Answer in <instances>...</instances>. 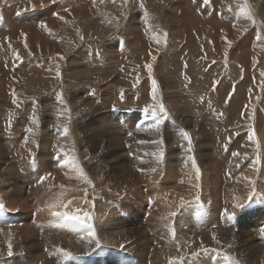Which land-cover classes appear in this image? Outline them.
Masks as SVG:
<instances>
[{"label":"rangeland","instance_id":"obj_1","mask_svg":"<svg viewBox=\"0 0 264 264\" xmlns=\"http://www.w3.org/2000/svg\"><path fill=\"white\" fill-rule=\"evenodd\" d=\"M102 1L103 4L100 5V7L117 5L124 3V1L127 2L125 10L128 14L130 9L133 8L131 10L135 11L133 12L134 21L131 23L132 21L127 20L123 16V24L131 23V26H136L138 22L140 23V20H149L150 17L152 21L155 20L156 15L150 10L154 7H157V10H159L162 15H165V17L169 14L168 19L166 17V26L164 25V29L159 36L162 38L161 47L166 45V50L163 51L164 54H162V52L159 54L160 56H156V61L152 62L154 67H150L153 72L147 76H151L153 81H159L160 76L156 74L155 69L156 67L161 69V73L163 71V76L167 75L173 83L178 85L177 90L173 88V90L165 91L166 93L170 91L169 95L171 101L163 97V102H176L175 100L177 99L175 98H178L180 101L177 100V104L172 106L175 110L170 108V111L167 113V119H165L166 123L164 122L165 124L163 123L160 126L159 132L151 128L149 125L154 123V120L151 118L153 111L161 117H163V115L161 112L158 113V111H156L155 106L153 107L148 99L145 100V98L149 97H145V92L141 90L140 86L137 87L138 89H135V87L126 88L119 83L116 84L111 81L107 86L111 84L112 88L106 91L104 95H101L97 92V87H93L95 84L93 85L92 82L87 80L84 82L85 76L94 78L96 74H99L96 70H93L95 68L98 70V66H100V68L107 67L110 69L112 68V70L115 69L113 79L115 80L118 77L123 80L125 77L124 73L139 68L143 69L144 60L134 63L136 59L135 57H131L129 51L123 53L127 48V44L125 46L124 36H120L121 38L119 37L117 40H121L116 43L115 41L117 40L111 39V37L108 39L106 37L102 39L86 40L81 42V46H77L76 48V50L82 51L81 54L74 50L73 53H70L72 56L66 55L61 57H64L63 62L65 67H68L69 63H71L68 61L71 60V57H77L79 59L81 63L79 65L80 69H82V65L89 66V63H93L94 66L96 64L94 68L92 65H90V67L85 66L86 68L92 69V71L86 73L85 76L71 73L67 77L71 83L81 80L78 85H76L77 89H80L78 91L80 96L78 95L77 97L83 98V95L86 94V92H84L86 89L90 99L92 98V101L94 100L93 103L98 102V105L95 106V103L92 109H88L87 111H89V113H87L86 110L83 112H74L73 114L67 113V115L70 114L74 116V118L77 116V119L75 118L76 127L72 135L71 133L73 131L67 130L71 133L65 132V129H67L66 126L48 123L49 125L44 127V138L38 141V144H35V139H33L32 135L39 123L38 119L41 117L39 114L40 112H38L40 107L47 108L49 118L54 117L52 121L57 118L55 115L61 117L58 120L59 122L64 119L61 116L63 111H60L56 103L57 91L52 90L49 93L46 92L47 95L37 96L40 93L36 90L41 86H35L31 89L30 87L26 89L25 86L23 88L26 89V91H16V94V92L11 89L12 87H7L6 79L8 81L9 77L14 73L26 69H34L35 74L46 73L44 70L45 68L42 67L43 64L47 63L46 60L48 61L50 57L34 56L29 58L34 54L31 53V55H29L21 52L25 47L24 43L16 44L17 51H14L12 47L8 50L4 40L12 34L13 30L20 32L22 29L21 27L10 24L9 20L20 21L26 17L29 18V20L33 17L37 18V20L46 19L48 17L49 19H54L58 17V14L47 13H51L58 9L63 10V4H70L68 3L70 1L0 0V70L6 74V76H4L0 71V88H2V92H0V126H6L4 129L0 130V134H4L2 137L10 134L5 136L3 140L6 146L12 145V148H14L23 143L26 145V149H28L27 145L29 144L25 141L29 139H31L33 145V150H27L24 157L15 162L9 161L10 169L6 171L5 177L2 176L4 180L0 182V184L5 186L4 194L0 190L3 197H0V204L4 205V211L0 213V230L6 234V231L9 229L8 231L10 232L8 233H10V235L7 233L8 236L14 235V242L11 241V243H9L11 246L9 244L7 245L5 241L4 244L0 245V264H264V187L261 188V184H264V61L261 63H256L255 61L251 70H248V65H243L233 60L231 56L233 52L231 51L233 49L232 46L228 54L223 55L222 53V55H218V51L217 49L215 50V46L208 35H204L203 38H200L199 42L197 41L199 43L198 48H188L186 47L187 43H184L181 38L182 35L174 30L176 26L172 25H176L174 23L175 20L184 21L185 16H182L184 19L181 17L182 8L184 10L186 9V11L188 9L187 12L191 11L193 14H190L191 17L196 16L200 18L199 21H205L209 24L211 23V25L217 20L231 24L244 19L245 15L240 12V7L243 6L244 2L246 6H251L253 3L264 5V0H222V4L218 2L219 8L216 7L214 0H209L207 4H205V0ZM60 3L62 4L61 7L58 6ZM38 5H40L41 9ZM51 6L53 10H51ZM68 6L71 5H66L65 7ZM121 7L122 5L118 6L119 9H121ZM160 7L162 8L161 10ZM49 8L51 12L48 11ZM75 8L84 7L77 6ZM173 8H176L174 9L175 11H173V13H168V11L170 12ZM177 9L178 13L176 11ZM193 9L199 10L200 15L195 14ZM250 9L253 12V6H251ZM43 11H45V14H43ZM226 14L229 15L228 18ZM143 15L145 16L144 19L142 18ZM157 16L158 18L160 17L159 14H157ZM190 16H186V19ZM19 17L23 18L15 20ZM261 17L264 18V15ZM253 21H255V23H253ZM35 23H31L32 28L38 32H42L41 23L38 25V28ZM255 25L256 27L258 26L257 20L253 17L248 28H246L244 32L245 35H241L238 43L234 44L235 52L240 53L242 50H250V47L253 46L254 38L256 34H258ZM101 26L106 27L104 23H102ZM25 28L26 26H23V29ZM97 28L98 25L96 26V29ZM93 29H95V27ZM249 32L253 35L252 39H248ZM87 34L88 33L84 35ZM92 37L94 38V36ZM107 40H109V42ZM112 40H114V43H112ZM6 41H8V39H6ZM102 41L105 42L104 47L103 44H100ZM171 42H173L172 46ZM91 45L96 46L92 47ZM109 47L111 50L114 49L111 51V53L115 52L114 54H111L109 50H106L107 52L105 51V49ZM161 47L158 48V50H160ZM88 48L89 51L86 50ZM221 49H223L222 46ZM83 50H85V52ZM99 50H104L105 53L103 51L102 54ZM214 50L217 53H215ZM27 52L30 53L29 50H27ZM87 52L89 55L86 54ZM116 52L117 55L115 56ZM75 53L79 55L75 56ZM107 53H110L109 55H114V57L110 59ZM94 54L97 55L94 56ZM125 54H129L130 56L128 55V57H126ZM100 55L101 57H99ZM86 56L91 57L88 59ZM105 57H107V59ZM128 59L130 60V64H125L128 62ZM111 61L117 64L114 63V65H111V63L110 66L109 63ZM82 62L85 64H82ZM124 65L126 66L124 67ZM173 67H179L178 70H174L177 76L179 75V82H176L170 76L169 69H173ZM75 69L76 71H81L80 69ZM117 71L118 75H115ZM252 71L256 73L263 71V80L260 79L258 84L250 87L249 81L254 74H249V72ZM138 74V72H133L129 77L134 80ZM153 74H155V76ZM77 76L81 77L77 78ZM145 78H148L150 82L149 77ZM145 78L143 77V79ZM15 79L21 81L18 78ZM29 79H31V77L27 80ZM94 79L98 80V78ZM119 79L117 81H122ZM22 82L27 85L31 84L32 80L28 82L22 80L21 83ZM97 86L99 87V84ZM84 87L85 89H83ZM226 88L228 90H226ZM257 88L259 92L256 91ZM112 90L116 91L114 92ZM248 90L252 92H248L245 95L242 94ZM22 94L27 97H25L26 101L19 97V95ZM75 94L74 89L72 95L75 96ZM109 95L111 97H109ZM118 95L120 97H118ZM106 96L108 97L105 98ZM77 97H75L76 99L74 98V100L80 101ZM237 97H241L243 100L238 99V101L236 100ZM104 98L105 100L108 98L110 99L105 101ZM231 100H233V102ZM36 101L38 103H35ZM41 101H44V104ZM101 102L103 103V105H101L102 107L100 106ZM21 103H23V107ZM181 103H183L182 105H184V103H189L190 105L195 104L191 106L194 114L192 110H190V107H187V109H178ZM198 103L201 105L204 104L205 106L208 105L209 108L206 107L205 109V107L202 106L201 108ZM17 104L19 105L16 106ZM233 104L237 105V108L238 106L240 108L237 110L236 125L230 128L227 122H229L228 116L230 113L231 116L233 115ZM5 105L6 107H4ZM48 105L52 106L50 107ZM196 105L200 107L199 110H203L198 111V106L196 108ZM32 106H34V108ZM99 106L101 109H98ZM104 106L106 109L103 108ZM227 106L230 107V112ZM59 107L62 108L61 105ZM195 110H197V112ZM72 111L73 110H69V112ZM93 111H96L97 114ZM178 111L187 112L184 114L185 116H188L187 114L189 111L191 112V115L188 117H192L194 123H198V130L200 131H198V134L194 131V127H190L187 123L182 124L179 119L180 113ZM13 112H16V115ZM64 112L66 113L67 110L65 111L64 109ZM7 114L9 117H7ZM3 115H5V117ZM140 121H144V123L141 124ZM206 121L208 122L206 123ZM41 124L45 126V123L41 122ZM226 125L228 127H226ZM30 126H32V128L35 127V129H31ZM191 128H193L192 131ZM6 129L8 130L7 134H5ZM186 132L187 134L189 133V137L184 135ZM212 132L214 135L210 134ZM146 134L149 137L146 136ZM65 135L71 140L68 147L77 148L76 150L80 153L82 159H85L87 155L90 156L91 162L89 165L84 163L85 169L82 165L75 166L76 161L69 156V151L60 147V145L68 143V140L63 138ZM190 135H192L193 138ZM183 138L187 142H184ZM188 138L189 140L191 138V143ZM124 139L125 141L127 139V141L125 142ZM133 140H138V142H132ZM74 141L76 144H74ZM120 141L121 143H119ZM123 144H125V146ZM4 145L0 143V163H4L1 160L4 156L6 159L7 153L11 152L6 150V146ZM122 145L125 148H123ZM158 145H161V147ZM162 146L164 148H162ZM159 148L160 150H157ZM159 151L161 153L164 151V156L161 157ZM181 154L184 156H179ZM187 154L190 158L185 156ZM192 154H194L193 158ZM194 157L196 159H194ZM165 160H167V162L163 164ZM154 162H156L155 165ZM228 162V166L223 165ZM152 165L154 167H152ZM191 165L195 166L194 171H196L195 173L192 172L193 176L191 172H189ZM248 166L251 169L248 168ZM187 168L189 170H187ZM247 168L249 170H247ZM110 170L112 172H110ZM186 170L188 171V176H192L191 178L195 177L196 173L198 176L189 180V183L187 182L189 186H187V184L182 185ZM72 171H76L81 177L89 181L96 180V178L98 179V177L106 175V177L108 176V178L112 179L116 184L122 185L120 190H122L123 187L126 188V190H124L126 193L123 192L125 197L118 199V201H120L118 209L107 210L104 216H98L97 213H99V209H97L98 211H92L90 213L89 216L91 220H87V223L92 225L91 229L84 226L78 228L61 226L62 217L54 215V213L62 214L67 212L71 214L69 211L70 207L68 206L64 210H54L55 212H51L47 205L43 207V202L47 204L51 196L62 188V185L55 182L48 184V180L53 175L57 174L58 176H63ZM86 173L91 175L89 176ZM243 173L246 175H243ZM242 175L245 178L247 176L248 179L252 178L253 180L247 183L243 180L244 178ZM32 176H35L33 180L39 181L42 184L36 185L30 182L32 181ZM259 178H261L262 182L258 180ZM259 181L261 184L258 183ZM191 182V186L196 185L198 187L199 185L201 189L204 182H206L209 187L204 183L207 187L206 188L203 184L206 190H201L199 187L193 188L190 187ZM193 182L196 184H193ZM255 182H257V186ZM236 183H238L237 185L239 187L235 186ZM43 184L45 187H43ZM228 188H231L232 192H230L231 190L228 191ZM75 190V186L71 187L72 192ZM34 192H38V194H34ZM196 192L199 195L196 194ZM30 194L34 198L36 204H34L33 201V204L28 203V207H20L19 204H17L12 208L8 205L11 200H16L20 196L28 198ZM181 194H183L184 197ZM241 194H243V199L244 197L246 198V196L247 199L242 201ZM172 195L176 196L173 197ZM197 195L198 197H196ZM5 196H7L8 199H6ZM211 196L213 197L211 198ZM175 197L176 199L174 200ZM189 197L194 198L190 200ZM116 198L105 199L115 200ZM210 198L211 200H209ZM175 202L176 204L178 203V207L177 205L176 207L173 205ZM82 206L84 207V205ZM225 210L227 211L225 212ZM42 212L48 215H44ZM48 216L49 218H47ZM211 231L212 233L209 234ZM90 232H94V235H90ZM3 233L0 232L1 236L4 235ZM103 233L105 234L103 235ZM110 233L113 234L110 235ZM194 237L196 239H193ZM99 238H101V240ZM196 244L198 245L197 248ZM216 246L219 249H217ZM199 247L201 249H199ZM61 249L63 251H61ZM65 253H71L72 255L68 257L65 256ZM225 257H227V260Z\"/></svg>","mask_w":264,"mask_h":264},{"label":"bare ground","instance_id":"obj_2","mask_svg":"<svg viewBox=\"0 0 264 264\" xmlns=\"http://www.w3.org/2000/svg\"><path fill=\"white\" fill-rule=\"evenodd\" d=\"M70 2H68V3H70V4H63V10H61V9H58V10H55V8H54V10L55 11H53V12H51V10H53V8H52V6H51V10H50V8H49V12H51V13H47V14H58L57 16V18H54V19H49V17L48 18H46V19H41V20H37V18H35V17H33V18H31L30 20H29V18H24V19H22L23 17H19V18H17V19H15V20H19V19H22V20H20V21H13V20H9V22H10V24H12V25H15V26H17V27H21L22 29H21V31L20 32H17V31H14L13 30V32H12V34L10 35V36H8L6 39H8V41H6V39L4 40V43H5V45L8 47V50H9V48L10 47H12V50H14V51H17V45L16 44H20V43H24L25 44V47L21 50V52L22 53H24V54H29V55H31V53H33L34 55L33 56H30L29 58H32V57H34V56H36V57H50V59L47 61L46 60V62L47 63H45V64H43V67L42 68H45L44 70H45V72L46 73H39V74H35L34 73V69H26V70H23V71H18V72H16V73H14L11 77H9V79H8V81H7V79H6V84H7V87H12L11 89L13 90V91H26V89L27 88H29L30 87V89L31 88H33V87H35V86H41V87H39L36 91L38 92V93H40L39 95H37V96H43L44 94L45 95H47L46 94V92L47 93H49L50 91H52V90H55V91H57V93H56V95H57V100H56V103H57V105H58V108L60 109V111L62 110L63 111V113L61 114V116L64 118L63 120H61L60 122L58 121L61 117H59L58 115H55L57 118H55L54 119V121H52V119L54 118H49V114L47 113V108L45 109L44 107L43 108H41L40 107V105H39V111L38 112H40L39 114L41 115V117H39V119H38V121H39V123L37 124V126H36V130L34 131V133H33V139H35V141H34V143L35 144H38L39 142L38 141H40L41 139H43L44 138V127H47L49 124H54V125H58V124H61L62 126H66L67 127V130H70V131H73L74 129H75V127H76V124H75V120L77 119L76 117V114H75V118H74V116H71L70 114L69 115H67V113H74V112H83L84 110H88V109H92L93 107H94V105H95V103H93V101H92V98L90 99V97H89V95L87 94V91H86V89H85V87L83 88V89H85V91L84 92H86V94L85 95H83V98L82 97H77L78 95H79V90L77 89V87H76V85H78V83H79V81H81V80H79V81H75L74 83H71V81L69 82V79H68V75L69 74H71V73H76V74H80L81 76H85L86 75V73H88L89 71H92V69H89V68H86L85 66H87V65H85V66H83L82 65V69H80L79 68V65L81 64L80 63V61H79V59L77 58V57H75V58H73V57H71L70 59L71 60H68V61H70L71 63H69V66L68 67H65V65H64V57H61V56H66V55H69V56H72V55H70V53H73L74 52V50L75 51H78V49L76 50V48H77V46H81L80 45V43L81 42H83V41H86V40H92V39H102V38H106L107 37V39L109 38V37H111V39H118L120 36L122 37V36H124L125 37V40H124V42H125V46H126V44H127V48H129V49H127L126 48V50L125 51H123V53L125 52H127V51H129V53H130V55H131V57L132 58H134L135 57V61H134V63H137L138 61H143L144 60V68L142 69V68H139V69H136V70H130L128 73H124V79L122 80V78H118L117 77V79H113L114 77H113V75H114V70H112V68L110 69V68H100V66H98L99 68H98V70L95 68V69H93V70H96L99 74H96L95 76H94V78H98V80L97 79H94V78H92V77H87V76H85V80H84V82L87 80V81H89V82H92L93 83V87H97V92L99 93V94H101V95H104L105 94V92L106 91H108L109 89H111L112 88V86H111V84L109 85V86H107V84H109V82H111V81H113V82H115L116 84H121V85H123L124 87H126V88H131V87H135V89L138 87V86H140L141 87V90H143L144 92H145V97H149V98H145V100L146 99H148V101L150 102V104L154 107L155 106V109H156V111H158V113H160V105L161 104H163V106H164V109H165V111L168 113L169 111H170V108L171 109H173L172 108V106H174L175 104H177V102L178 101H180V100H178V98H175V99H177V100H175L176 102H169V101H171V97H170V91L169 92H165V91H167V90H173V88L175 89L176 88V90H177V88H178V85L177 84H175V83H173L170 79H169V77L166 75V76H163V71H162V73H161V69H159V68H157L156 67V69H155V72H156V74L158 75V76H160V80L158 81V80H155V81H153L152 80V78H151V76H147V75H149L151 72H153L149 67H147L148 65H150V66H153L152 65V62H154V61H156V56H160L159 54H161L163 51H165L166 50V45H165V43H164V41H163V43H164V45L165 46H163V47H161V39L162 38H160L159 36H160V34H161V31L164 29V25H165V21H167V19H168V16H169V14L168 15H166V17H167V19H166V17H165V15H162V13L159 11V10H157V7H154L153 9L151 8L150 10H152L154 13H155V15H156V19L155 20H153L152 21V19H151V17H150V19L149 20H140V23L138 22V24L136 25V26H131L132 24L131 23H133V21H134V19H133V12H135V11H133V10H131V9H133V8H131L130 9V12L127 14V11L125 10L126 9V6H127V2H125L124 1V3H120V4H117V5H106V6H103V7H100V5H102L103 4V1L102 0H69ZM128 1V0H127ZM215 1V4H216V7H218L219 8V4H222V0H214ZM41 2V1H40ZM60 2V1H59ZM122 2V1H121ZM131 2V1H130ZM218 2H219V4H218ZM63 3V2H62ZM73 4V5H72ZM133 4V3H132ZM131 4V5H132ZM244 4H245V2H244ZM243 4V6H245L246 8H247V10H248V12L250 13V15H251V17L253 16L254 17V19H256L257 20V24H258V26L256 27V25H255V27L257 28L256 30L258 31V34H256V37L254 38V44H253V46L252 47H250V50H242L240 53H237V52H235V46H234V44H237L238 43V41L240 40V36L242 35L243 36V34H244V32L246 31V28H248V25H249V23L251 22V20L252 19H249V18H247L246 16H244V19L243 20H240V21H236V22H234V23H231V24H229V23H226V22H220V21H216V22H213L212 23V25H211V23L209 24V23H207V22H205V21H199V19L200 18H198V17H196V16H194V17H191L190 16V14H192V12L190 11V12H187L188 11V9H187V11H186V9L184 10L183 8H182V15H181V17L183 16H185V19H186V16H190V17H188V19H186V21H185V19L182 17V19H184V21H177V20H175L174 21V23L176 24V25H174V24H172L173 26H176L175 28L176 29H174L176 32H178L179 34H181L182 35V40L184 41V43L186 42L187 43V45H186V47H188V48H198V46H199V40H200V38H203L204 37V35H208L209 36V38L211 39V41L213 42V44H214V46H215V50L217 49V51H218V55H222V53H223V55H225V54H228V52H230L229 50H231L232 48H231V46L233 47V49L231 50V51H233L232 53H231V56H232V58H233V60H235V61H237V62H240L241 64H243V65H248V70H251V68L253 67V65H254V62L256 61V63H261L262 61H264V18H262L261 16H263L264 15V5H259L258 3H253L251 6H253V12L251 11V9H250V7L251 6H246V5H244ZM41 5V4H40ZM40 5H38L39 7H40ZM61 3H60V5H58V6H60L61 7ZM66 5H71V6H68V7H65ZM119 5H122V7H121V9H119L118 8V6ZM133 5H135V4H133ZM47 6H48V4H47ZM46 6V7H47ZM77 6H83L84 8H75V7H77ZM129 6V5H128ZM43 7V6H42ZM59 7V8H60ZM67 8V9H65V8ZM69 7H71V8H69ZM44 8V7H43ZM43 8H42V10H43ZM129 8V7H128ZM200 8V7H199ZM198 8V9H199ZM37 9V8H36ZM40 9H41V7H40ZM162 8L160 7V10H161ZM174 9H176V8H173L170 12L168 11V13H173V11H175ZM178 9H180V8H178ZM178 9L176 10L177 11V13H178ZM197 9V8H196ZM216 9V8H215ZM39 10V9H38ZM135 10V9H134ZM164 10V9H163ZM170 10V9H169ZM184 10V11H183ZM194 10V9H193ZM202 10V9H201ZM95 11V12H94ZM203 11H205V10H203ZM202 11V12H203ZM41 13V12H40ZM159 14V18H158V16H157V14ZM166 13V12H165ZM164 13V14H165ZM180 13V12H179ZM194 13L195 14H198V15H200V12H199V10H194ZM42 14V13H41ZM43 14H45V11H43ZM209 14H211V13H209ZM193 15V14H192ZM12 16H14V15H12ZM42 16V15H41ZM123 16L127 19V20H129V21H132L130 24H123V22H124V18H123ZM210 16V15H209ZM228 16L229 15H227L226 14V17L228 18ZM38 17V16H37ZM252 17V18H253ZM142 18L144 19L145 18V16L143 15L142 16ZM24 20H27V21H24ZM29 20V21H28ZM250 20V21H249ZM36 22V23H35ZM77 22H80V23H77ZM210 22V21H209ZM212 22V21H211ZM33 23H35V25H37L36 27L38 28V25L40 24L41 25V29H42V32H38L37 30H35L34 28H32V24ZM102 23H104L105 24V26L106 27H103V26H101V24ZM123 25H122V24ZM134 23H136V22H134ZM121 24V25H120ZM252 24V23H251ZM98 25V28L96 29V26ZM23 26H26V28L25 29H23ZM166 26V25H165ZM95 27V29H93ZM252 30H253V28H252ZM5 32V31H4ZM86 33H88L87 35H84V34H86ZM48 35V36H47ZM245 35V34H244ZM92 36H94V38L92 37ZM248 36H249V38L248 39H252V37H253V35H252V33H250L249 32V34H248ZM262 36H263V38H262ZM120 37V38H121ZM259 37V38H258ZM86 38H88V39H86ZM26 39V40H25ZM123 39V38H122ZM121 40V39H120ZM120 40H117V41H115V43L116 42H118V41H120ZM108 42H109V40H107ZM111 41V40H110ZM113 42L112 43H114V40H112ZM157 41H159V42H157ZM198 41V42H197ZM94 42V41H93ZM95 43H97V42H95ZM105 42H103L102 41V43L100 42V44H103V47H104V44ZM162 43V44H163ZM92 44V43H91ZM94 44V43H93ZM100 44H99V46H100ZM167 44V43H166ZM201 44V43H200ZM98 45V44H97ZM173 45V42H171V46ZM92 47H94V46H96V45H91ZM91 46H90V48H91ZM221 46H222V48L224 49H221ZM85 47V46H84ZM161 47V49L160 50H158V48H160ZM82 48H83V46H82ZM110 48V47H109ZM105 49V51L106 50H109L110 51V53H111V51L112 50H114V49H112L111 50V48L110 49ZM11 49V48H10ZM84 49V48H83ZM98 49V48H97ZM96 49V50H97ZM27 50H29L30 51V53L29 52H27ZM86 50H88L89 51V48L88 49H86ZM94 50V49H93ZM214 50V51H215ZM84 52H85V50H83ZM102 54H103V51L102 50H99ZM105 51H104V53H105ZM78 52H80V51H78ZM82 52V51H81ZM81 52H80V54H81ZM97 52V51H96ZM107 52V51H106ZM114 52V51H113ZM91 53V52H90ZM109 53V54H110ZM115 53V52H114ZM114 53H111V54H114ZM215 53H217L216 51H215ZM13 54V53H12ZM18 54V53H17ZM86 54H88V52L86 53ZM85 54V55H86ZM92 54V53H91ZM90 54V55H91ZM98 54V53H97ZM97 54H94V56H96ZM100 54V53H99ZM108 54V53H107ZM108 54V55H109ZM119 54V53H118ZM162 54H164V52L162 53ZM76 55H79L78 53H75V56ZM84 55V56H85ZM89 55V54H88ZM106 55V54H105ZM104 55V56H105ZM117 55V52H116V54H115V56ZM121 55L123 56V54L121 53ZM126 55V54H125ZM124 55V56H125ZM129 55V54H128ZM128 55H126V57H128ZM129 55V56H130ZM73 56H74V54H73ZM93 56V55H92ZM68 57V56H67ZM66 57V58H67ZM86 57H88V59H89V57H91V56H86ZM99 57H101V55L99 56ZM109 57H110V59L112 58V57H114V55H109ZM109 57H108V59H109ZM119 57V56H118ZM81 58H82V56H81ZM106 59H107V57H105ZM104 58V59H105ZM121 58V57H120ZM123 58V57H122ZM28 59V58H27ZM68 59V58H67ZM84 59H85V57H84ZM87 59V58H86ZM91 59H93V58H91ZM90 59V60H91ZM237 59V60H236ZM94 60H96V59H94ZM94 60H92V61H94ZM101 60V59H100ZM67 61V62H68ZM83 61V60H82ZM92 61H90V62H92ZM87 62V61H86ZM103 62H104V60H103ZM113 61H111L110 63H109V65L112 63ZM124 62H126V61H124ZM98 63V62H97ZM105 63V62H104ZM115 63V62H114ZM114 63H112L111 65H114ZM67 64V63H66ZM73 64V65H72ZM82 64H85L84 62H82ZM95 64V63H94ZM99 64H100V62H99ZM101 64H102V62H101ZM108 64V63H107ZM106 64V65H107ZM115 64H117V63H115ZM125 64H130V60L128 59V62L127 63H125ZM155 64V63H154ZM264 64V63H263ZM89 66H87V67H90V65H92L93 66V63H89L88 64ZM96 65V64H95ZM94 65V66H95ZM110 65V66H111ZM133 65H135V64H133ZM94 66H93V68H94ZM104 66H105V64H104ZM103 66V67H104ZM126 65H124V67H125ZM96 67V66H95ZM154 67V66H153ZM10 68H11V66H10ZM75 68H77V69H80L81 71H76V69ZM118 69V68H117ZM154 69V68H153ZM179 69V67H173V69H169L170 70V76L173 78V80H175L176 82H179L180 81V79H178V76H177V73L174 71V70H178ZM10 70H12V69H10ZM125 70H127V69H125ZM1 71V70H0ZM120 71V70H119ZM14 72V71H13ZM40 72V71H39ZM127 72V71H126ZM133 72H138L139 74L136 76V78H134V80H132L129 76L130 75H132V73ZM154 72V73H155ZM1 73H3L2 75H4V76H6V74H4V72H2L1 71ZM34 73V74H33ZM119 74H121V73H119ZM249 74H254L253 75V77H252V79L249 81V84H250V87L251 86H253V85H255V84H258L259 83V81H260V79L261 80H263L264 78H263V71H261V72H254V71H252V72H249ZM115 75H118V71H117V73L115 74ZM144 75H146V76H144ZM154 76H155V74H153ZM156 75V76H157ZM81 76H77V78H80ZM120 76V75H119ZM122 76V75H121ZM18 78V79H20L21 81L22 80H25V82H28L29 80H32V82H31V84H23V82L21 83V81H17L15 78ZM31 77V79H29V80H27L28 78H30ZM70 77V76H69ZM132 77V76H131ZM143 77L145 78V77H149L150 78V82L148 81V78L146 79H143ZM248 78V77H247ZM263 78V79H262ZM122 80V81H117V80ZM72 80V79H71ZM202 80V79H201ZM72 82H73V80H72ZM153 82H155V85L153 84ZM228 82V81H227ZM43 83V84H42ZM82 83V82H81ZM83 84H85V83H83ZM99 84V87L97 86ZM80 85V84H79ZM230 85V84H229ZM26 86V87H25ZM86 86V85H85ZM107 86V87H106ZM114 86H115V84H114ZM117 86V85H116ZM119 86V85H118ZM232 86V85H231ZM256 86H258V85H256ZM6 87V88H7ZM23 87H25L26 89H24ZM81 87V86H80ZM110 87V88H109ZM155 87V92H153V88ZM249 87V88H250ZM14 88V89H13ZM229 88H231V87H229ZM262 88V87H261ZM75 89V96L74 95H72V92H73V90ZM82 89V90H83ZM115 89H117V88H115ZM138 89V88H137ZM226 90H228L227 88H226ZM252 90V89H251ZM254 90V89H253ZM29 91V90H28ZM111 91V90H110ZM112 91H114V90H112ZM116 91V90H115ZM114 91V92H115ZM256 91H258V88H257V90ZM256 91H254V92H256ZM0 92H2V88H0ZM83 92V93H84ZM131 92V91H130ZM248 92H252V91H245L244 93H242L243 95H245V94H247ZM259 92V91H258ZM141 93V92H140ZM176 93V92H175ZM261 93V92H260ZM16 94H17V92H16ZM108 94V93H107ZM106 94V95H107ZM113 94V93H112ZM131 94V93H130ZM142 94V93H141ZM144 94V93H143ZM49 95V94H48ZM55 95V96H56ZM92 95V94H91ZM120 95V94H119ZM118 95V97H120ZM128 95V94H127ZM242 95V96H243ZM249 95H250V93H249ZM258 95H259V93H258ZM80 96V95H79ZM252 96V95H251ZM260 96V95H259ZM19 97L22 99V100H25L26 101V99H25V97L26 96H23V94L22 95H19ZM45 97V96H44ZM75 97H77V98H79V100L80 101H75L74 100V98ZM108 96H106L105 98H107ZM109 97H111L110 95H109ZM127 97V96H126ZM131 97V96H130ZM163 97H166L167 99V101L168 102H163L164 100H162L163 99ZM16 98V97H15ZM27 98V97H26ZM46 98V97H45ZM54 98V97H53ZM94 98V97H93ZM98 98V97H97ZM105 98H104V100H105ZM115 98V97H114ZM129 98V97H128ZM172 98H174V97H172ZM42 99H43V97H42ZM76 99V98H75ZM110 98H108V99H106V100H109ZM113 99V98H112ZM130 99V98H129ZM144 99V98H143ZM150 99H151V101H150ZM243 100L241 97H237V99L236 100ZM245 99V98H244ZM248 99H250V98H248ZM18 100V99H17ZM29 100V99H28ZM40 100V99H39ZM105 100V101H106ZM238 100V101H239ZM12 101V100H11ZM15 101V100H14ZM100 101V100H99ZM102 101V100H101ZM110 101H112V100H110ZM116 101V100H115ZM130 101V100H129ZM174 101V100H173ZM232 102H233V100H231ZM234 101H235V99H234ZM34 102V101H33ZM42 103L44 102V101H41ZM103 102V101H102ZM101 102V104H100V106L101 105H103V103ZM145 102H147V101H145ZM246 102V101H245ZM35 103H38L37 101L35 102ZM53 103H54V101H53ZM110 103V102H109ZM115 103V102H114ZM125 103V102H124ZM134 103V102H133ZM235 103V102H234ZM240 103V102H239ZM5 104V103H4ZM10 104V103H9ZM13 104V103H12ZM20 104V103H19ZM19 104H17L16 106H18ZM22 104L23 103H21V106H22ZM44 104V103H43ZM47 104V103H46ZM45 104V105H46ZM50 104H51V102H50ZM55 104V103H54ZM106 104V103H105ZM119 104V103H118ZM123 104V103H122ZM183 103H181V106H179V108L178 109H187V107H190L191 108V106L192 105H195V104H192V105H190L189 103H184V105H182ZM198 104H200V103H198ZM206 104V103H205ZM56 105V104H55ZM61 105V107L62 108H60L59 106ZM98 105V102L96 103V105L95 106H97ZM120 105V104H119ZM204 104H200L199 106L201 107H205V109H206V107H208L209 108V106L207 105V106H203ZM41 106H43V105H41ZM48 106H50V105H48ZM52 106V105H51ZM50 106V107H51ZM100 106H99V108L98 109H101L100 108ZM197 106L198 105H196L195 107L197 108ZM198 106V111H202L203 109H200L199 110V107ZM3 107V106H2ZM4 107H6V105L4 106ZM23 107V106H22ZM33 108H34V106H32ZM47 107V106H46ZM102 107V106H101ZM194 107V108H195ZM201 107V108H202ZM232 107H233V115L231 116V113H230V115L228 116L229 117V122H227V120H226V122H227V125L229 126L230 125V128H232L234 125H236V122H237V119H236V117H237V110H238V108H240L239 106H238V108H237V105H235V104H233L232 105ZM21 108V107H20ZM30 108H31V106H30ZM103 108H105V106L103 107ZM190 108H188V109H190ZM207 108V109H208ZM1 109V108H0ZM4 109V108H3ZM12 109V108H11ZM27 109H29V108H27ZM41 109V110H40ZM64 109H65V111L67 110V112L65 113L64 112ZM106 109V108H105ZM227 109L229 110V112H230V107H228L227 106ZM69 110H73L72 112H69ZM95 110H97V109H95ZM143 110V109H142ZM173 110H175V109H173ZM190 110H192V108L190 109ZM197 110H195L196 112H197ZM16 111V110H15ZM176 111H177V109H176ZM184 111V110H183ZM12 112V111H11ZM94 112V111H93ZM174 112V111H173ZM179 112V111H178ZM177 112V113H178ZM205 112V111H204ZM14 113V112H13ZM16 113V112H15ZM14 113V114H15ZM87 113H89V111H87ZM94 113H96V111L94 112ZM172 113V112H171ZM176 113V112H175ZM174 113V114H175ZM180 113V115H179V119L181 120V122H182V124L183 123H187L190 127H194V131L196 132V134H198V123H194V121H193V119H192V117L190 118V117H188L189 115H191V112L189 111V113L187 114L188 116H185L184 114L185 113H187V112H179ZM192 113L194 114V112H193V110H192ZM199 113H201V112H199ZM56 114V113H55ZM97 114V113H96ZM157 114V113H156ZM162 115H164L163 113H161ZM173 114V115H174ZM208 114H210V113H208ZM10 115V114H9ZM16 115V114H15ZM177 115V114H176ZM4 117H5V115H3ZM11 116V115H10ZM80 116V115H79ZM159 116V115H158ZM7 117H9L8 116V114H7ZM2 118V117H1ZM12 118V117H11ZM178 118V117H177ZM3 119V118H2ZM4 119H6V118H4ZM79 119V118H78ZM95 119V118H94ZM173 119H176V118H173ZM179 119H178V122H179ZM9 120V119H8ZM56 120V121H55ZM198 121V120H197ZM199 121H200V119H199ZM201 121H203V120H201ZM209 121V120H208ZM208 121H206V123L208 122ZM7 122V121H6ZM41 122L42 123H45V126H43V124H41ZM32 123V122H31ZM35 123V122H34ZM49 123V124H48ZM166 123V122H165ZM164 123V124H165ZM4 124V123H3ZM6 124V123H5ZM15 124V123H14ZM23 124V123H22ZM29 124H30V121H29ZM36 124V123H35ZM24 125V124H23ZM185 125V124H184ZM201 125V124H200ZM226 125V127H228ZM28 126V125H27ZM34 126V125H33ZM52 126V125H51ZM186 126V125H185ZM4 127H6V126H4V125H2V126H0V130L1 129H4ZM31 127V129H35V127L34 128H32V126H30ZM235 127V126H234ZM10 128V127H9ZM19 128V127H18ZM154 129V128H153ZM188 129H189V127H188ZM187 129V130H188ZM192 129L193 128H191V131H192ZM229 129V128H228ZM11 130V129H10ZM9 130V131H10ZM19 130H20V128H19ZM190 130V129H189ZM210 130V129H209ZM213 130V129H212ZM233 130V129H232ZM22 131V130H21ZM69 131V132H70ZM159 131H160V129H159ZM158 131V132H159ZM193 131V132H194ZM2 132V131H1ZM4 132V131H3ZM7 132H8V130L6 129V133L5 134H7ZM14 132H16V131H14ZM68 132V131H67ZM68 132V133H69ZM190 132V131H189ZM200 132V131H199ZM211 132V131H210ZM216 132V131H215ZM10 133H12V132H10ZM17 133V132H16ZM71 133V132H70ZM74 133V131L71 133V135ZM78 133H79V131H78ZM153 133V132H152ZM162 133V132H161ZM187 133V132H186ZM232 133H233V131H232ZM14 134V133H13ZM77 134V133H76ZM164 134V133H163ZM166 134V133H165ZM194 134V133H193ZM201 134V133H200ZM200 134H199V136H200ZM210 134H213V132L212 133H210ZM231 134V133H230ZM2 135H4V134H0V143H2L3 145H4V143H3V140H4V138H5V136H8V135H10V134H7V135H5L4 137H2ZM120 135H121V133H120ZM155 135V134H154ZM158 135H160V134H158ZM157 135V136H158ZM184 135H185V133H184ZM189 135V133L187 134V136ZM214 135V134H213ZM68 136H69V134H68ZM68 136L67 135H65L63 138L64 139H67L68 140V143L67 144H63V145H60V147L61 148H63V149H67L68 151H69V156L73 159V160H75L76 161V164H75V166H78V165H82L83 167H84V163H86V165H89L90 164V156L89 155H87L86 157H85V159H82V157H81V155H80V153L76 150V149H74V148H72V147H68V145H70L69 143H71L70 141L71 140H69V138H68ZM146 136H148L147 134H146ZM156 136V135H155ZM191 137H192V135H190ZM194 136V135H193ZM196 136V135H195ZM144 137V136H143ZM149 137V136H148ZM147 137V138H148ZM152 137V136H151ZM154 137V136H153ZM185 137V136H184ZM189 137V136H188ZM156 138V137H155ZM158 138H160V137H158ZM186 138V137H185ZM193 138V137H192ZM133 139H136V138H133ZM150 139H152V138H150ZM194 139H195V137H194ZM75 140H77V139H75ZM142 140V139H141ZM159 140V139H158ZM157 140V141H158ZM183 140H184V138H183ZM188 140H189V138H188ZM190 140H191V138H190ZM189 140V142L191 143V141ZM193 140V139H192ZM111 141V140H110ZM124 141H125V139H124ZM123 141V142H124ZM126 141H127V139H126ZM125 141V142H126ZM129 141V140H128ZM135 140H133L132 142H134ZM152 141V140H151ZM160 141V140H159ZM25 142H28V144L29 145H27V147H28V149H26V145H24L23 143V145L21 144V145H18V146H15L14 148H12V145H9V146H6V145H4V146H6L5 148H6V150H9V151H11L10 153H7V157H6V159H5V156H4V158L1 160V161H3L4 163H0V182L1 181H3L4 180V177H5V173H6V171L7 170H9L10 169V166H9V163L10 162H15V161H17L18 159H20V158H22V157H24L25 156V153H27L26 151L27 150H33V145H32V142H31V139H29V140H26ZM24 142V143H25ZM122 142V143H123ZM136 142H138V140L137 141H135V143ZM184 142H187V141H185L184 140ZM79 143V142H78ZM119 143H121V141L119 142ZM139 143H141V142H139ZM74 144H76V142L74 141ZM130 144V143H129ZM124 146H125V144H123ZM122 145V146H123ZM78 146V145H77ZM123 146V148H125ZM159 147H161V145H158ZM170 146H171V144H170ZM169 146V147H170ZM185 146H186V143H185ZM184 146V147H185ZM191 146V145H190ZM76 147V146H75ZM133 147V146H132ZM166 147H168V146H166ZM189 147V146H188ZM193 147V146H192ZM162 148H164L163 146H162ZM171 148V147H170ZM186 148V147H185ZM152 149V148H151ZM169 149V148H168ZM172 149V148H171ZM191 149V148H190ZM157 150H160V148L159 149H157ZM151 151V150H150ZM165 151V150H164ZM164 151H163V153H164ZM172 151V150H171ZM188 151V150H187ZM196 151V150H195ZM194 151V152H195ZM127 152V151H126ZM125 152V153H126ZM169 152V151H168ZM174 152V151H173ZM159 153H161L160 151H159ZM166 153V152H165ZM183 153V152H182ZM24 154V155H23ZM29 154V153H28ZM100 154V153H99ZM131 154V153H130ZM27 155V154H26ZM126 155H127V153H126ZM126 155H124V156H126ZM166 155V154H165ZM193 155L194 154H192V158H193ZM110 156V155H109ZM116 156V155H115ZM160 156V155H159ZM163 156H164V154H163ZM170 156V155H169ZM179 156H184V155H179ZM185 156H187L188 157V154L187 155H185ZM190 156V155H189ZM156 157V156H155ZM158 157V156H157ZM115 158V157H114ZM121 158V157H120ZM125 158V157H124ZM128 158V157H127ZM166 158V157H165ZM188 158H190V157H188ZM122 159H123V157H122ZM152 159V158H151ZM162 159V158H161ZM167 159V158H166ZM194 159H196L195 157H194ZM127 160V159H126ZM162 160H164V159H162ZM189 160H192V159H189ZM250 160H251V158H250ZM10 161V162H9ZM122 161V160H121ZM157 161V160H156ZM112 162V161H111ZM115 162H117V161H115ZM167 162V160H165V162L163 163V162H161V163H163V164H165ZM118 163V162H117ZM120 163V162H119ZM155 163L156 162H154V165H155ZM162 164V165H163ZM148 165V164H147ZM150 165V164H149ZM224 166H228L229 165V162L228 163H224L223 164ZM121 166H122V164H121ZM113 167H115V166H113ZM150 167V166H149ZM152 167H154L153 165H152ZM190 167V166H189ZM20 168V167H19ZM88 168V167H87ZM116 168V167H115ZM122 168V167H121ZM164 168V167H163ZM194 168H195V166H192L191 165V167H190V170L187 168V170H189V172H191V174H192V172H196V171H194ZM248 168H250L249 166H248ZM247 168V170H249ZM84 169H85V167H84ZM125 169V168H124ZM131 169V168H130ZM251 169V168H250ZM27 170V169H26ZM99 170V169H98ZM118 170V169H117ZM164 170H165V168H164ZM163 170V171H164ZM186 170V174H185V176H184V180H183V183H182V185H186L187 184V186H189L188 185V183H189V180H191V179H193V178H195V177H198L197 176V173L194 175L195 177H193V178H191L192 176H193V174H192V176L190 177V176H188V171ZM91 171V170H90ZM124 171V170H123ZM129 171V170H128ZM127 171V172H128ZM97 172V171H96ZM100 172H101V170H100ZM110 172H112L111 170H110ZM114 172H115V170H114ZM162 172V171H161ZM198 172V171H197ZM249 172H251V171H249ZM16 173V172H15ZM14 173V174H15ZM131 173H132V171H131ZM130 173V174H131ZM156 173H158V172H156ZM163 173V172H162ZM14 174H13V176H14ZM86 174H88L89 176L91 175V174H89V173H86ZM97 174V173H96ZM107 174V173H106ZM110 174V173H109ZM126 174V173H125ZM129 174V173H128ZM190 174V173H189ZM245 173H243V175H244ZM113 175V174H112ZM111 175V176H112ZM121 175V174H120ZM156 175V174H155ZM159 175V174H158ZM157 175V176H158ZM242 175V176H243ZM246 175V174H245ZM2 176H4L3 178H2ZM12 176V177H13ZM58 175L56 174V175H53L49 180H48V184L49 183H58V184H60V185H62V188H61V190H59V191H57L55 194H53L52 196H51V199H50V201H47V204H45L44 202H43V207H44V205H47L48 206V208H49V210L51 211V212H55L57 209L58 210H61V209H65L67 206L68 207H70V213L71 214H76V215H80V216H82V217H84V214L85 213H87L88 214V217L90 218V213L92 212V211H98L97 209H99V213H97L98 214V216H104V214H105V212L107 211V210H116V209H118L119 208V202L120 201H118V199H120L121 197H125V195H124V193H126V191H124V190H126V188L125 187H123L122 188V190H120V188H121V186L122 185H120V184H116V182H114L112 179H109L108 178V176L106 177V175L105 176H102V177H98V179L96 178V180H93V181H89V180H87V179H85V178H83V177H81V175L80 174H78L76 171H72V172H70V173H68V174H64L63 176H58ZM86 176V175H85ZM160 176V175H159ZM241 176V177H242ZM95 177H97V176H95ZM263 177V176H262ZM94 178V177H93ZM243 180L245 181V182H247V183H250L253 179L251 178V179H248V177L246 176V178L243 176ZM33 179H35V176H32V181H30V182H32V183H34V184H36V185H41L42 183L41 182H39V181H36V180H33ZM116 179H118V178H116ZM121 179V178H120ZM124 179V178H123ZM128 179V178H127ZM197 179V178H196ZM240 179H242V178H240ZM203 181H205L204 179H202ZM242 180V181H243ZM255 180V179H254ZM258 180H260L261 182H262V180H261V178H259ZM258 180H256V181H258ZM264 180V179H263ZM196 181V180H195ZM201 181V180H200ZM260 181L258 182V183H260ZM119 182V181H118ZM188 182V183H187ZM202 182V181H201ZM195 182H193V184H194ZM205 184H207L206 182H204ZM203 183V184H204ZM240 183V182H239ZM246 183V184H247ZM256 183V186H257V182H255ZM254 183V184H255ZM264 183V182H263ZM128 184V183H127ZM191 184H192V182L190 183V187H193V188H196L197 186L196 185H192L191 186ZM196 184V183H195ZM203 184H202V189H205L204 188V186L206 187V185L204 184V186H203ZM238 183H236V185L235 186H237V187H239L238 185H237ZM253 184V185H254ZM261 184V183H260ZM125 185V184H124ZM135 185V184H134ZM137 185V184H136ZM181 185V186H182ZM262 185V187L261 188H263L264 187V184H261ZM76 187V190L74 191V192H72L71 191V187ZM207 186L209 187V185L207 184ZM234 186V187H235ZM43 187H45V185L43 184ZM135 187V186H134ZM178 187H179V185H178ZM189 187V188H190ZM198 187H199V189H201L200 188V186L198 185ZM197 187V188H198ZM236 187V188H237ZM259 187V188H260ZM181 188H183V187H181ZM188 188V187H187ZM207 188V187H206ZM211 188V187H210ZM260 188V189H261ZM174 189H175V187H174ZM191 189V188H190ZM199 189H198V192H199ZM201 189V190H202ZM229 189V188H228ZM227 189V190H228ZM258 189V188H257ZM264 189V188H263ZM0 190L3 192V194H4V192H5V186L3 185V184H0ZM206 190V189H205ZM209 190V189H208ZM231 190V188L228 190V191H230ZM131 191V190H130ZM133 191V190H132ZM185 191V190H184ZM192 191V190H191ZM264 191V190H263ZM124 192V193H123ZM173 192V191H172ZM190 192V191H189ZM188 192V193H189ZM200 192H202V191H200ZM204 192H208V191H204ZM230 192H232V190L230 191ZM182 193V192H181ZM183 193H185V192H183ZM191 193V192H190ZM233 193H234V191H233ZM236 193V192H235ZM238 193V192H237ZM34 194H38V192H34ZM195 194V193H194ZM196 194H198L197 192H196ZM204 194V193H203ZM230 194V193H229ZM0 197H2V194H1V192H0ZM181 195H183V194H181ZM189 195V194H188ZM199 195V194H198ZM198 195L196 196V197H198ZM242 196H241V198L243 197V194H241ZM27 196V195H26ZM29 197L28 198H25L24 196H20L18 199H16V200H11L10 202H9V204L8 205H10V207L12 208L14 205H17V204H19V206L20 207H28L29 205H28V203H30V204H33V201H34V204H36V202H35V200H34V198L32 197V195L30 194V195H28ZM100 196H104L105 198H108V199H114V198H116V197H118V198H116L115 200H106L104 197H100ZM173 196V195H172ZM174 196H176V195H174ZM173 196V197H174ZM193 196V195H192ZM6 197V199H8V197L7 196H5ZM183 197H184V195H183ZM195 197V198H196ZM213 196H211V198H212ZM3 198V197H2ZM24 198V199H23ZM190 198V200H191V198L192 197H189ZM194 198V197H193ZM192 198V199H193ZM211 198L209 199V200H211ZM171 199V198H170ZM176 199V197L174 198V200ZM187 199V198H186ZM185 199V200H186ZM235 199H236V197H235ZM244 199H247V196H246V198L244 197ZM244 199L242 198L241 200L242 201H244ZM179 200V199H178ZM189 200V199H188ZM241 200H240V202H241ZM173 201V200H172ZM171 201V202H172ZM207 201H208V199H207ZM3 202V201H2ZM182 202V201H181ZM181 202H179V203H181ZM184 202V201H183ZM186 202V201H185ZM236 202V201H235ZM239 202V203H240ZM8 203V202H7ZM172 204V203H171ZM178 204V203H177ZM176 202L173 204V205H175V207H176ZM28 205V206H27ZM82 205H84V207L82 206ZM116 205V206H115ZM181 205V204H180ZM179 205H177V207H178ZM177 209V208H176ZM55 210V211H54ZM81 213H80V212ZM43 213V212H42ZM96 213V212H95ZM44 215H48V214H46V213H43ZM47 218H49V216L47 217ZM93 219V218H92ZM88 221H90L91 219H87ZM93 223V222H92ZM17 229V228H16ZM19 229V228H18ZM9 230V229H8ZM6 231V234L8 233V232H10V231ZM34 230V229H33ZM4 231V230H3ZM217 231V230H216ZM218 231H220V230H218ZM0 232L1 233H3L1 230H0ZM146 232V231H145ZM33 233V232H32ZM212 233V231L209 233V234H211ZM4 234V233H3ZM6 234H4L3 236H1V234H0V245H2V244H4L5 242H6V244L8 245L9 243H11V241H13L14 242V235H12V236H8V234L10 235V233H8L7 235ZM101 234V233H100ZM105 233H103V235H104ZM109 234V233H108ZM111 234H113V233H110V235ZM121 234V233H120ZM122 234H125V233H122ZM147 234V233H146ZM202 234H204V233H202ZM207 234V233H206ZM110 235H109V237H110ZM114 235H116V234H114ZM192 235V234H191ZM28 236H31V235H28ZM28 236H27V238H28ZM196 236V235H195ZM205 236V235H204ZM223 236H224V234H223ZM112 237V236H111ZM225 237V236H224ZM228 237V236H227ZM235 237V236H234ZM119 238H121L120 236H119ZM191 238H192V236H191ZM30 239V238H29ZM100 240H101V238H99ZM105 239H106V237H105ZM107 239H108V237H107ZM193 239H196L195 237L193 238ZM192 239V240H193ZM198 239V238H197ZM223 239V238H222ZM221 239V240H222ZM231 239V238H230ZM28 240V239H27ZM31 240V239H30ZM114 240V239H113ZM121 240H122V238H121ZM216 240V239H215ZM5 241V242H4ZM115 241V240H114ZM117 241V240H116ZM120 241V240H119ZM196 241V240H195ZM25 242V241H24ZM29 242V241H28ZM113 242V241H112ZM122 242V241H121ZM217 242V241H216ZM105 243V242H104ZM123 243V242H122ZM193 243V242H192ZM218 243V242H217ZM220 243V242H219ZM222 243H224V242H222ZM107 244H109V243H107ZM113 244V243H112ZM10 245V244H9ZM97 245V244H96ZM119 245H120V243H119ZM220 245V244H219ZM11 246V245H10ZM197 244H196V248H197ZM7 247V246H6ZM192 247H194V246H192ZM206 247V246H205ZM216 248L217 249H219L217 246H216ZM13 249V248H12ZM16 249V248H15ZM190 249V248H189ZM199 249H201L200 247H199ZM9 250V249H8ZM198 250V249H197ZM10 252V251H9ZM6 253H7V250H6ZM11 253H12V251H11ZM161 253V252H160ZM162 254V253H161ZM6 255V254H5ZM46 263V262H45Z\"/></svg>","mask_w":264,"mask_h":264},{"label":"snow or ice","instance_id":"obj_3","mask_svg":"<svg viewBox=\"0 0 264 264\" xmlns=\"http://www.w3.org/2000/svg\"><path fill=\"white\" fill-rule=\"evenodd\" d=\"M209 2V0H205V4H207ZM240 12L243 13L247 18L252 19L250 13L248 12L247 8L245 6L240 7ZM253 23H255V21H253ZM259 38V37H258ZM159 42V41H157ZM147 67H151L150 65H148ZM153 84L155 85V82H153ZM153 92H155V87L153 88ZM147 111V109H146ZM160 112L163 113V117L158 116L156 114L155 111H153L152 113V119L154 120V123L149 125L151 128L156 129L157 131L159 130L160 126L165 122V119H167V112L164 109L163 104L160 105ZM141 124L144 123V121H140ZM67 131V129H65V132ZM185 136L187 137V133H185ZM161 157L163 156V153L160 154ZM4 211V205L0 204V213H3ZM227 210H225L226 212ZM54 215L57 216H61L62 217V221H61V226L63 227H67V228H78L80 226H84L88 229L92 228V225L87 223V219H90L88 217V214L85 213L84 217L80 216V215H76V214H69L67 212L65 213H54ZM90 235H94V232H90ZM61 251H63L61 249ZM72 254L71 253H65V256L70 257ZM225 259L227 260V257H225Z\"/></svg>","mask_w":264,"mask_h":264}]
</instances>
